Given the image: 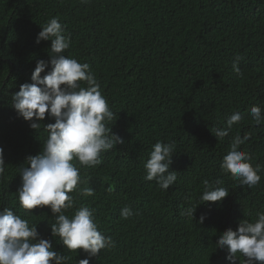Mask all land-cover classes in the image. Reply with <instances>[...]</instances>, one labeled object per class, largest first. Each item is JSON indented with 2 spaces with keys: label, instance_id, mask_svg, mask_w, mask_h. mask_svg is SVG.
<instances>
[{
  "label": "trees",
  "instance_id": "obj_1",
  "mask_svg": "<svg viewBox=\"0 0 264 264\" xmlns=\"http://www.w3.org/2000/svg\"><path fill=\"white\" fill-rule=\"evenodd\" d=\"M52 17L71 38L62 54L89 65L114 113L106 126L123 140L102 152L99 164L77 163L84 181L78 187L94 194L69 193L74 207L64 210L69 218L82 205L94 210L98 231L113 241L96 256L69 250L51 235L55 217L48 206L26 210L18 200L19 170L28 166L26 157L42 151L44 125L54 119L46 113L32 129L12 107V96L32 82L38 60L49 61L50 41L36 43V37ZM252 106L264 116V0H0V209L9 208L30 227L38 222L39 238L50 240L65 264L85 258L89 264H192L205 249L210 257L220 254L217 236L236 230L235 220L254 222L264 213V119L255 122ZM234 112L241 121L217 138L213 130L227 128ZM236 135L249 136L239 150L261 168L252 187L220 167ZM158 141L175 145L169 171L177 179L167 190L145 179L144 163ZM205 182L228 195L202 202ZM125 206L133 213L126 219ZM190 206L209 207L210 216L197 220L199 235L197 229L188 234L195 241L167 247L179 243Z\"/></svg>",
  "mask_w": 264,
  "mask_h": 264
},
{
  "label": "clouds",
  "instance_id": "obj_2",
  "mask_svg": "<svg viewBox=\"0 0 264 264\" xmlns=\"http://www.w3.org/2000/svg\"><path fill=\"white\" fill-rule=\"evenodd\" d=\"M41 40L50 41V59L47 63L43 60L36 62L31 73L32 82L20 84L19 90L12 96V107L18 116L30 121L32 129L41 126L39 122L44 120L46 113L54 122L44 125L48 137L43 142L42 151L26 157L28 166L19 170L22 184L17 190L18 200L26 210L48 206L55 217V223L50 225L51 235L59 237L69 250L82 249L89 256H96L101 249L111 246L113 241L98 231L94 210L82 205L71 218L64 214V210L74 207V197L69 193L94 194L90 187H78L84 181L77 163L83 167L95 166L101 162L102 152L122 144L123 140L106 126V122L113 120L114 113L89 65L62 54L70 47L71 38L63 34L58 18H50L41 27L36 43ZM49 65L50 70L45 71ZM233 70L240 72L235 62ZM81 81L85 86H81ZM261 112L259 106L250 109L257 124L264 119ZM241 119L240 112H234L227 120V128L214 129L212 133L223 139L232 125ZM248 139V135H236L220 167L241 184L252 187L260 182L258 173L261 168L260 165L253 167L249 154L239 150V146ZM174 151V143L158 141L144 163L145 179L155 180L162 190H167L177 179L176 171H169ZM4 164L3 148L0 147V176L4 173ZM227 195L228 189L213 187L205 182L200 200L219 202ZM187 211L179 243L167 242V247L181 248L195 241L197 238L188 234L196 233L197 229L196 235H199L202 225L197 220L201 223L205 221L210 216L211 208L190 206ZM132 214L128 206L121 210V216L125 219ZM37 223L30 227L27 220L15 215L9 208L0 209V264H65L67 257L54 251L50 240L39 238ZM232 224L236 230L228 228L216 237L214 249L220 254L210 257L205 249L201 251L199 259H191L189 263L202 264V257L212 260L216 257L220 261L227 259L224 264L264 262V213H258L254 222L235 220ZM79 264H89V260L81 259Z\"/></svg>",
  "mask_w": 264,
  "mask_h": 264
}]
</instances>
